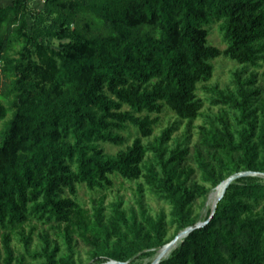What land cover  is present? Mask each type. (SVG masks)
Segmentation results:
<instances>
[{"label":"trees","instance_id":"trees-1","mask_svg":"<svg viewBox=\"0 0 264 264\" xmlns=\"http://www.w3.org/2000/svg\"><path fill=\"white\" fill-rule=\"evenodd\" d=\"M211 21L220 22L223 50L208 44L202 25ZM220 56L242 68L234 72L233 90L208 89L210 104L227 110L200 127V184L185 166L188 147L168 142L181 121L199 116L197 83L212 78L211 61ZM262 61L264 0H46L39 7L12 0L1 6L0 229L34 219L57 232L63 248L43 232L33 251L31 237L19 233L33 264H78L74 217L93 264L132 263L161 248L171 241L167 225L178 234L200 221L193 205L211 188L234 174L264 173V91L254 86L255 73L244 77ZM165 108L179 121L143 144L158 123L151 114ZM128 125L139 136L114 156L105 154L99 143L122 144L117 131ZM111 175L143 178L169 205V220L163 211L147 214L142 184L139 217L122 210V201L108 218L102 206L87 221L78 215L76 185L105 189L113 185ZM240 178L227 186L210 221L158 264H264V184ZM2 242L4 264H11L8 233ZM14 264L27 263L22 256Z\"/></svg>","mask_w":264,"mask_h":264},{"label":"rangeland","instance_id":"rangeland-1","mask_svg":"<svg viewBox=\"0 0 264 264\" xmlns=\"http://www.w3.org/2000/svg\"><path fill=\"white\" fill-rule=\"evenodd\" d=\"M31 4L39 7L40 5L36 4L34 0H30ZM203 28L208 31V44L214 47L219 48L220 50L225 49L226 44L223 40V36L220 30V22L211 21L207 24L202 25ZM52 45L57 47V41H52ZM214 71L212 78L206 83H197L196 86V95L202 101V108L200 110L199 116L192 122L183 120L178 125V129L173 133L171 140L168 144L171 147L176 146L178 143L185 144L188 147V155L185 162V166L192 169V179L200 184H203L201 180V172L197 167L196 154L198 151H202V147L199 144L200 135L199 130L201 126H208L209 119L218 114H221L227 108L222 106H214L210 104V98L212 93L208 89L217 87L221 90H233V76L234 72L242 68L241 65L237 64L235 61L220 56L211 61ZM250 73L256 74V81L254 86L259 88L261 91H264V61L260 62L258 66L247 68L244 77L248 76ZM260 98L262 101L264 99V94L261 92ZM144 114V113H142ZM151 117H158V123L154 126L153 134L148 138H142L141 141L143 144L153 142L163 130L173 124L174 122L179 121L177 116L168 109H164L159 114H151ZM2 127V122L0 123V128ZM119 136L124 138V141L120 145H114L110 143H99L100 148L103 149L104 153L110 156H114L117 152L125 150L130 146L135 138L139 136L137 129L132 125H128L124 130L117 131ZM151 153L148 152L145 155V159H149ZM113 180V185L105 189H97L95 191L89 190L84 184H77V193L74 197V200L79 204L81 211L80 216L84 217L87 220L92 219L93 210L96 207H103V214L105 218H108L111 215L112 205L117 201H122V210H125L126 213H130L131 210H135L139 217V207H138V185H143V204L147 211V214L155 217L158 213L164 212L166 214V219L169 220V205L163 201L158 200L149 190L148 187L144 184V179L139 178L137 180H127L119 175H111ZM239 183H248V182H260L264 184V176H242L238 180ZM205 184V183H204ZM209 187V184H205ZM213 188L210 189V192ZM209 192V193H210ZM208 193V195H209ZM208 195L206 198L198 199L194 205L193 209L195 214L199 215L200 221H205L208 213L211 211V208L207 206ZM207 208V209H206ZM206 213V214H205ZM76 216V215H75ZM71 228L74 230L73 239L76 242L75 247V261L78 264H93L90 261L88 247L83 244V241L78 236L79 225L77 219L74 217ZM166 239L172 240L175 238L176 231L175 227L172 225H167L166 228ZM22 233L25 236L31 237L30 250H38L40 246V235L45 232L49 236L50 240L58 242L62 247V238L57 234V232L49 227L48 225H43L36 222L34 219L28 220L25 224L12 231H3L0 229V264H4L5 252L3 248L2 238L5 233L9 235V246L13 252V261L11 264H14L22 256L25 257V262L27 264H33L36 260H32L27 257L24 253L23 243L20 240V234ZM178 246V245H177ZM175 246L173 249H175ZM170 250L164 258H167L171 252ZM160 248L156 250L147 251L143 254H139L135 260L130 264H151L156 258Z\"/></svg>","mask_w":264,"mask_h":264},{"label":"water","instance_id":"water-1","mask_svg":"<svg viewBox=\"0 0 264 264\" xmlns=\"http://www.w3.org/2000/svg\"><path fill=\"white\" fill-rule=\"evenodd\" d=\"M242 176H264V173L251 172V171L242 172L239 174H234V175L228 177L226 180L222 181L220 184H223V189H222L221 193L219 194L216 202L211 207V211H210V214H209L207 220L199 221L194 226L187 227L184 230L180 231L175 236V238H173L170 242H168L167 244H165L164 246H162L160 248L156 258L154 259V261L151 264H158L166 256V254L168 252H170V250H172L177 245V243L180 242L183 238H185L191 231H193L194 229L200 228V227L204 226L205 224H207L210 221V219L212 218V216L214 215L217 203L223 197L227 186L230 183L234 182L237 178L242 177ZM109 262H111L112 264H130L128 261L117 262L114 260H110Z\"/></svg>","mask_w":264,"mask_h":264},{"label":"bare ground","instance_id":"bare-ground-1","mask_svg":"<svg viewBox=\"0 0 264 264\" xmlns=\"http://www.w3.org/2000/svg\"><path fill=\"white\" fill-rule=\"evenodd\" d=\"M222 189H223V184H220V185H218V186H216L215 188H213L212 190H211V192L209 193V195H208V201H207V206L208 207H212L213 206V204L216 202V200H217V198H218V196H219V194L221 193V191H222ZM207 209V208H206ZM206 214V213H205ZM180 241V240H179ZM179 244V242L177 243V245ZM176 245V246H177ZM172 253V252H171ZM101 264H112L111 262H109V261H107V262H104V263H101Z\"/></svg>","mask_w":264,"mask_h":264},{"label":"crops","instance_id":"crops-1","mask_svg":"<svg viewBox=\"0 0 264 264\" xmlns=\"http://www.w3.org/2000/svg\"><path fill=\"white\" fill-rule=\"evenodd\" d=\"M12 0H0V7L1 6H8L10 5Z\"/></svg>","mask_w":264,"mask_h":264},{"label":"built area","instance_id":"built-area-1","mask_svg":"<svg viewBox=\"0 0 264 264\" xmlns=\"http://www.w3.org/2000/svg\"><path fill=\"white\" fill-rule=\"evenodd\" d=\"M46 0H34V2L38 5H41L45 2Z\"/></svg>","mask_w":264,"mask_h":264}]
</instances>
